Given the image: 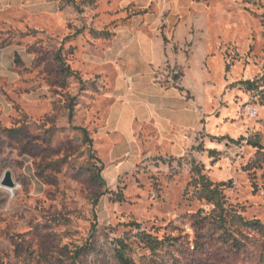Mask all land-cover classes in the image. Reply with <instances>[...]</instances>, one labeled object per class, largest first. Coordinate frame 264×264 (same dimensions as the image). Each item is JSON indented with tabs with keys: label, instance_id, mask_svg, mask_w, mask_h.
I'll return each mask as SVG.
<instances>
[{
	"label": "rangeland",
	"instance_id": "1",
	"mask_svg": "<svg viewBox=\"0 0 264 264\" xmlns=\"http://www.w3.org/2000/svg\"><path fill=\"white\" fill-rule=\"evenodd\" d=\"M0 48L15 51L17 75L0 78V264H120V239L130 259L156 264L139 231L176 239L157 264H264L255 244L238 253L206 231L197 243L192 221L213 210L202 173L264 224V0H0ZM60 54L79 76L60 75ZM150 79L184 91L187 126L114 135L116 93L133 91L123 103L142 115Z\"/></svg>",
	"mask_w": 264,
	"mask_h": 264
},
{
	"label": "trees",
	"instance_id": "2",
	"mask_svg": "<svg viewBox=\"0 0 264 264\" xmlns=\"http://www.w3.org/2000/svg\"><path fill=\"white\" fill-rule=\"evenodd\" d=\"M57 59L61 64V70H58L61 76L64 74L66 76H79L78 73H74L71 71L70 67L64 64V59L61 54L58 55ZM242 84L245 85L248 90L259 89V87L255 85V82L252 81H245ZM75 101L76 100L73 98L67 105L70 122L74 119ZM78 130L83 133L86 142H88L90 148H92L93 140L89 137L88 131L83 128H78ZM20 131V129L6 130L10 135H17ZM214 152L215 151L212 153ZM91 156L92 158H95L93 153ZM96 162L100 163L99 159H96ZM95 171L96 172L93 173L92 176L93 180L99 185L105 186L106 181L102 176L103 167H97L95 168ZM196 184L199 198L213 206L211 212L206 213L204 210H200L192 217L193 227L197 233L196 242L199 243V240L206 236H202V232L206 231L212 240L222 243L238 253L246 250L249 244H255L259 250H262L261 260L264 261V224L260 220L245 219L236 209L228 205L224 195V186L226 183L214 184L205 175L200 173ZM103 195L105 194L96 197L94 200L95 207L98 206L100 198ZM118 201H121V199H118ZM130 226L136 229L141 228L137 223H132ZM137 237L139 245L143 247V250H146L151 254V257H148L149 260L156 264L159 262V259L157 258L159 250L164 248L163 246L166 243L176 240L174 238L159 240L145 231H139ZM130 250V244L127 241L123 239L116 241V259L120 264H138L128 257L127 254ZM144 258L146 259L147 255H145ZM74 264L81 263L75 261Z\"/></svg>",
	"mask_w": 264,
	"mask_h": 264
},
{
	"label": "crops",
	"instance_id": "3",
	"mask_svg": "<svg viewBox=\"0 0 264 264\" xmlns=\"http://www.w3.org/2000/svg\"><path fill=\"white\" fill-rule=\"evenodd\" d=\"M15 51L7 48H0V78L15 80L16 74L13 71L15 64ZM119 56V53L118 55ZM160 56V54H159ZM122 59V65L118 66V72L121 68H128V63L123 58H116L117 61ZM156 63H161V56L154 59ZM116 66V65H115ZM121 77L120 74H117ZM126 77V76H123ZM152 78V77H150ZM152 88L156 90V94L150 96H142L141 106L145 111L139 115L138 111L133 108L125 107V100L132 94L116 93L115 105L112 106L108 117V129L114 134L124 137V133L128 138L134 135V126L140 122L141 124L155 121L160 130L168 129L172 132L175 128H184L188 123L189 103L184 95V91L176 88H163L152 83ZM128 113V114H127ZM116 117V118H115ZM115 118V121H114ZM112 120L114 122H112Z\"/></svg>",
	"mask_w": 264,
	"mask_h": 264
},
{
	"label": "water",
	"instance_id": "4",
	"mask_svg": "<svg viewBox=\"0 0 264 264\" xmlns=\"http://www.w3.org/2000/svg\"><path fill=\"white\" fill-rule=\"evenodd\" d=\"M2 185L4 187H7V188H14L15 187V183L13 181L12 174L10 172L6 173V175L2 181Z\"/></svg>",
	"mask_w": 264,
	"mask_h": 264
},
{
	"label": "built area",
	"instance_id": "5",
	"mask_svg": "<svg viewBox=\"0 0 264 264\" xmlns=\"http://www.w3.org/2000/svg\"><path fill=\"white\" fill-rule=\"evenodd\" d=\"M251 114H252L253 116H256V115H257V112H256L255 110H252Z\"/></svg>",
	"mask_w": 264,
	"mask_h": 264
}]
</instances>
